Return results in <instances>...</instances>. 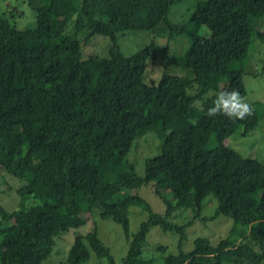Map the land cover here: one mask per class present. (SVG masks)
Listing matches in <instances>:
<instances>
[{"label": "trees", "instance_id": "trees-1", "mask_svg": "<svg viewBox=\"0 0 264 264\" xmlns=\"http://www.w3.org/2000/svg\"><path fill=\"white\" fill-rule=\"evenodd\" d=\"M27 1L35 13L32 26L19 28L12 12L0 14V177L5 171L23 182L17 210L10 214L0 206V240L6 244L0 264H43L56 237L96 212L121 225L129 239L130 206L148 217L122 264H143L155 227L178 236L176 254L158 247L163 264H264V164L226 144L239 128L255 130L264 110L250 104L252 114L243 120L206 115L221 90L246 98L242 78L254 75L250 47L255 38L264 42V28L255 29L264 0H204L180 24L168 16L187 0ZM155 30L169 43L189 40L184 62L192 79L163 73L157 84L147 83L146 64L160 51L155 42L130 56L122 52L120 33ZM81 33L85 44L95 36L108 38V56L85 58ZM147 132L157 133L161 145L145 161L140 179L127 157ZM150 183L162 184L175 206L153 212L138 194ZM155 193L162 196L158 188ZM209 195L217 207L207 219L202 209ZM30 199L40 203L27 207ZM178 209L202 222L231 219L248 233L238 243L227 238L211 245L198 238L185 253L191 222L174 224ZM91 254L114 264L96 228L77 235L66 264H86Z\"/></svg>", "mask_w": 264, "mask_h": 264}, {"label": "rangeland", "instance_id": "rangeland-1", "mask_svg": "<svg viewBox=\"0 0 264 264\" xmlns=\"http://www.w3.org/2000/svg\"><path fill=\"white\" fill-rule=\"evenodd\" d=\"M204 0H187L171 8L168 19L172 24H180L189 20L194 8ZM12 12L10 20L19 28H26L35 23V13L28 6L27 0H0V14ZM71 25L68 26V29ZM163 27L160 24L156 30ZM264 28V16L255 24V29L261 31ZM154 32H124L118 35V43L122 52L130 56L148 45L155 42L160 51L154 63L147 62L144 79L147 83L157 84L162 74L173 75L184 78H193L194 74L187 69L184 62L185 52L190 42L185 37H177L169 43L166 36H160ZM208 34V32H207ZM82 53L85 58L89 56L107 57L109 54L110 40L102 36L92 37L88 43H84V34L79 35ZM250 66L254 69V75H245L242 78L246 90V102L258 106L264 110V42L255 38L250 47ZM250 67V69H251ZM226 144L238 152L244 159H250L264 164V117L259 126L247 133L239 128L237 132L228 138ZM161 138L155 132H147L136 139L127 159L135 166L138 178L145 177V161L158 153ZM23 186L13 175L3 171L0 177V206L10 214L17 210L21 201L17 191ZM155 183L144 184L138 194L150 205L153 212L163 214L167 204L175 206V200L171 193L159 184L156 188L161 192L162 198L157 196ZM40 203L38 200L30 199L26 202L27 207ZM217 200L209 195L203 203L202 217L209 219L214 215ZM147 212L139 206L128 208L129 239L126 238L123 227L111 219L102 220L99 213L93 214L87 222L78 229H72L60 234L55 238L53 251L43 264H66L67 256L77 235H86L97 230L101 241L109 248L114 264H122L128 249L129 242L138 233L140 225L147 220ZM171 221L177 225H191L186 231V240L182 244V250L189 253L194 248V242L198 238L208 239L211 245L218 244L221 240L229 238L238 243L241 235L248 233V227L234 224L231 219L218 217L213 221L202 222L192 220L191 211L178 209L173 213ZM8 231L9 225L3 226ZM6 245V244H5ZM5 245L0 240V248ZM158 247H165L167 254L178 252V236L173 233H164L155 227L147 236L146 246L143 249L141 260L143 264H163L165 255H161ZM86 264H107V261L97 260L92 254Z\"/></svg>", "mask_w": 264, "mask_h": 264}, {"label": "clouds", "instance_id": "clouds-1", "mask_svg": "<svg viewBox=\"0 0 264 264\" xmlns=\"http://www.w3.org/2000/svg\"><path fill=\"white\" fill-rule=\"evenodd\" d=\"M252 107L236 90H221L206 111L208 117L223 115L229 119L243 120L252 114Z\"/></svg>", "mask_w": 264, "mask_h": 264}]
</instances>
